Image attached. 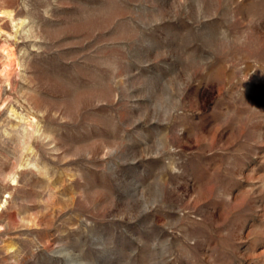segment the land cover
<instances>
[{"label": "rangeland", "instance_id": "obj_1", "mask_svg": "<svg viewBox=\"0 0 264 264\" xmlns=\"http://www.w3.org/2000/svg\"><path fill=\"white\" fill-rule=\"evenodd\" d=\"M0 264H264V0H0Z\"/></svg>", "mask_w": 264, "mask_h": 264}, {"label": "bare ground", "instance_id": "obj_2", "mask_svg": "<svg viewBox=\"0 0 264 264\" xmlns=\"http://www.w3.org/2000/svg\"><path fill=\"white\" fill-rule=\"evenodd\" d=\"M2 51L5 53L6 57L10 60H12L11 58H13L14 54H16V53H14L13 49L11 47H8V46H3Z\"/></svg>", "mask_w": 264, "mask_h": 264}]
</instances>
